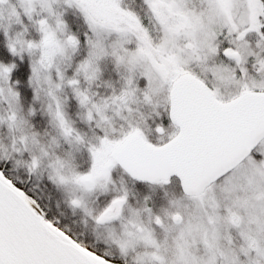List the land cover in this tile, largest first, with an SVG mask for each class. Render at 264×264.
<instances>
[{"label":"snow or ice","instance_id":"6c2138e0","mask_svg":"<svg viewBox=\"0 0 264 264\" xmlns=\"http://www.w3.org/2000/svg\"><path fill=\"white\" fill-rule=\"evenodd\" d=\"M0 264H264V0H0Z\"/></svg>","mask_w":264,"mask_h":264}]
</instances>
